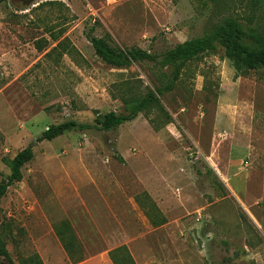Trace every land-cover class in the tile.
Listing matches in <instances>:
<instances>
[{"label":"rangeland","instance_id":"374dc122","mask_svg":"<svg viewBox=\"0 0 264 264\" xmlns=\"http://www.w3.org/2000/svg\"><path fill=\"white\" fill-rule=\"evenodd\" d=\"M255 1L0 3V184L19 152H33L0 201L14 264L103 252L120 264H264V69L236 74L215 45L160 98L162 113L36 141L52 125L123 113L116 98L154 91L167 72L111 69L88 38L160 56L226 17L264 31Z\"/></svg>","mask_w":264,"mask_h":264},{"label":"trees","instance_id":"16d2710c","mask_svg":"<svg viewBox=\"0 0 264 264\" xmlns=\"http://www.w3.org/2000/svg\"><path fill=\"white\" fill-rule=\"evenodd\" d=\"M3 0H0V3ZM260 0L253 6L261 9ZM94 55L107 67L114 70H125L133 64L150 63L167 72L156 76V87L146 89L138 97L121 96L116 100L124 107L123 113H94L92 124L66 121L48 127L36 140L37 143L51 142L65 133L84 132L94 129L99 132H111L124 124L134 121L139 115L149 117V113H162L160 98L174 91L182 71L191 62L214 51L215 45L224 50L225 58L231 63L236 74H245L264 69V31L259 27H249L233 18H223L202 37L177 44L160 56L148 52L130 49L122 50L115 46L108 37L88 38ZM46 43V42H45ZM37 51L43 48L35 45ZM152 128L153 122H149ZM33 158L31 147L19 152L12 160L11 173L5 183L0 184V201L8 189L21 181V168ZM113 264H120L118 258L109 253ZM0 264H14L0 238ZM22 264H43L37 254L29 256Z\"/></svg>","mask_w":264,"mask_h":264},{"label":"crops","instance_id":"0c3cea01","mask_svg":"<svg viewBox=\"0 0 264 264\" xmlns=\"http://www.w3.org/2000/svg\"><path fill=\"white\" fill-rule=\"evenodd\" d=\"M58 264H64V263H63V261H61ZM74 264H113V263L110 260L109 253L108 252H103V253H100L98 255H95L93 257L87 258V259H85L83 261H80V262H77V263H74Z\"/></svg>","mask_w":264,"mask_h":264}]
</instances>
